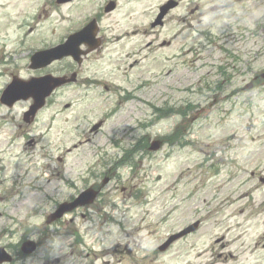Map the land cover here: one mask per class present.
I'll return each mask as SVG.
<instances>
[{"label": "rangeland", "instance_id": "1", "mask_svg": "<svg viewBox=\"0 0 264 264\" xmlns=\"http://www.w3.org/2000/svg\"><path fill=\"white\" fill-rule=\"evenodd\" d=\"M100 1L104 0L53 6L50 0L41 19L36 13L47 0L2 3L0 88L10 81L11 75L28 78L34 74L29 69L13 71L11 58L25 62L24 56L16 53L15 58L11 57L21 40L55 41L65 25L76 24ZM166 1L120 0L116 11L105 13L99 22L102 46L78 68L82 87L71 85L57 90L32 124L22 122L29 100L11 108L0 106V187L4 189L0 211L19 218L13 221L5 218L3 212L0 214V226L12 227L16 235H4L0 247L14 246L21 238L38 244L31 257L24 260L19 255L13 262L3 264H55L57 258V264H264V86L254 83L250 90L237 89L240 85L245 88L264 69V0H179L163 26L145 30L142 23L153 15L158 4ZM196 6L198 9L191 13ZM13 9L21 13L11 17L20 19L30 14L32 17H26L25 24L39 19L41 23L30 27L27 36H21V30H16L8 18ZM136 22L141 27H134ZM204 31L221 36L220 45L241 57L234 79L227 81L223 91L217 89L208 94L205 83L214 85L207 73L212 68L209 65L213 61L216 65L225 64L231 59L225 54L222 61L217 60L223 55L219 44L211 39L212 44ZM62 65L49 69L60 71ZM70 65L76 68L65 60L64 68H72ZM231 71L232 66L228 73ZM229 76L226 75L228 80ZM92 78L116 83L120 92L107 91L102 83L88 85ZM199 79L202 81L195 87ZM143 82L147 83L140 86ZM188 87L192 90L185 92ZM122 88H136L132 93L135 99L121 101L120 111L106 120L101 132H90L89 120H96L113 107L118 93L121 100L125 96ZM197 88H203L204 93L196 92ZM224 94L225 103L209 112V96ZM165 99L183 101L178 105L182 109L189 104L195 106L189 110L190 132L186 130L189 134L184 139L189 144L164 146L143 163L139 161L141 164L134 170L123 165L107 171L108 165L115 163L113 159L123 156L133 138L148 135L150 143L180 122V116L160 123L151 120L153 109L146 102L161 105ZM67 103L70 106L65 108ZM16 128L20 129L17 136ZM102 132H118L108 137L119 138L121 143L113 146ZM231 134L233 138L222 140ZM83 137L85 140L81 141ZM31 140L33 143H29ZM99 145V166L95 168ZM207 153L211 160L201 164ZM140 154L137 152L135 157ZM108 157L112 158L110 162ZM212 162L219 168V175L209 168ZM52 173L48 183L36 181L45 186V191H34L29 184L37 175ZM92 174H97L94 179L100 182L105 175L116 174L105 194L113 202L109 205L115 221L104 223L94 213L91 218L84 217L79 210L67 215L63 222L46 225L49 211L45 209L53 206L45 197L46 190L53 201V196L68 198ZM175 179L180 180L172 187ZM135 189L142 191L139 200L131 197ZM222 199L225 200L221 202ZM34 205L35 210L41 211L26 216ZM197 218L202 219L197 234L159 252L158 246L168 234ZM80 231L85 242L80 236L81 243H71L69 235ZM230 251L233 255L239 253L231 258Z\"/></svg>", "mask_w": 264, "mask_h": 264}, {"label": "water", "instance_id": "2", "mask_svg": "<svg viewBox=\"0 0 264 264\" xmlns=\"http://www.w3.org/2000/svg\"><path fill=\"white\" fill-rule=\"evenodd\" d=\"M81 42V39L79 38L78 40L75 41V43H73V46L77 47ZM51 53H46L44 54L42 57L47 56L46 58H42L40 57L42 60H45L46 62H50L52 59L56 58V56L50 55ZM39 59V58H37ZM21 83V82H20ZM24 87H20L19 90L16 91V93H18L17 97H24V98H28L30 96H32L35 101H36V105L35 108L37 109L44 101V98L52 91L53 88L56 87V82L52 81L49 84H43L42 81L36 82V83H22L20 84ZM12 91V90H11ZM8 94L5 97V100L8 98H10V91L7 92ZM14 100V99H12Z\"/></svg>", "mask_w": 264, "mask_h": 264}, {"label": "flooded vegetation", "instance_id": "3", "mask_svg": "<svg viewBox=\"0 0 264 264\" xmlns=\"http://www.w3.org/2000/svg\"><path fill=\"white\" fill-rule=\"evenodd\" d=\"M16 246V245H15ZM8 252H10V250H17L18 246H16L15 248H12V246H8V247H4ZM11 253V252H10ZM18 255L13 257V260H15L17 258ZM13 262V261H12Z\"/></svg>", "mask_w": 264, "mask_h": 264}]
</instances>
